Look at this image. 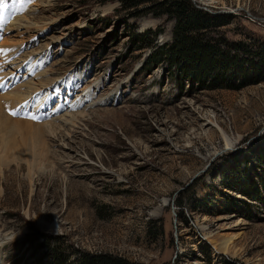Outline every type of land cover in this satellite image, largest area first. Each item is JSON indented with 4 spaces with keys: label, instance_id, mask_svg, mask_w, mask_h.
<instances>
[{
    "label": "rangeland",
    "instance_id": "rangeland-1",
    "mask_svg": "<svg viewBox=\"0 0 264 264\" xmlns=\"http://www.w3.org/2000/svg\"><path fill=\"white\" fill-rule=\"evenodd\" d=\"M17 1L0 0L11 77L39 86L32 96L48 92L43 115L62 116L78 100L86 107L61 144L0 122L8 148L0 264H57L48 247L65 264H84L81 253L128 264H264V81L201 89L167 60L151 63L153 48L172 41L164 15L127 12L114 0ZM190 1L225 16L211 36L251 50L264 44V0ZM7 15L24 16V29L5 32ZM193 117L196 126L187 125ZM229 238V252L219 251Z\"/></svg>",
    "mask_w": 264,
    "mask_h": 264
},
{
    "label": "trees",
    "instance_id": "trees-1",
    "mask_svg": "<svg viewBox=\"0 0 264 264\" xmlns=\"http://www.w3.org/2000/svg\"><path fill=\"white\" fill-rule=\"evenodd\" d=\"M114 1L127 12L164 15L173 20L171 43L159 48L155 46L151 63L167 60L189 79H194L201 89L237 90L264 81V44L251 50L241 42L226 43L221 38L211 36L218 28L227 24L224 15H211L197 8L190 0ZM151 47L150 42L141 48ZM227 77L231 79L229 82L226 81ZM47 255L50 259L57 260V264L67 262L55 247H48ZM77 257L84 264H128L107 255L81 253Z\"/></svg>",
    "mask_w": 264,
    "mask_h": 264
},
{
    "label": "bare ground",
    "instance_id": "bare-ground-1",
    "mask_svg": "<svg viewBox=\"0 0 264 264\" xmlns=\"http://www.w3.org/2000/svg\"><path fill=\"white\" fill-rule=\"evenodd\" d=\"M0 4H5V2H0ZM20 4H21L20 0H18L16 7L19 8L18 6ZM4 11H5V8L0 9V28H1V26H3L2 23H4L2 20V15L4 14ZM8 17H9V19L7 20ZM5 18L6 19L4 21H8V26L4 29L5 32L11 31L13 29L16 31H21L22 29H24V26L20 24V21L24 18V16L21 17V16H16V15H12V16L7 15ZM5 41H7V40H5ZM7 43L9 44L8 41H7ZM0 49H2L1 46H0ZM6 53H7V51L0 53V59H2L3 61L6 62L5 65L0 64V95L2 92H6L5 95L0 98V102H1L0 103V122H5L8 125H11L17 129L30 128V127L35 128L36 130H40L42 133H45L50 140L55 141V142L60 143V144H61V142H63L64 139H70V134H72V136L74 134H76V132L73 128L77 125V123H79L81 121L80 118H81V116H83L86 106L83 108V110L80 109L82 104L77 106V103L80 102L81 100L76 99V100H78L77 102H75L72 105H70L71 104L70 103L69 105L66 106L69 109L68 110L69 113H67V110H66L64 115H62V116H59L58 114H54V113L43 115V113H41V111H43L42 107H44L47 103V99L45 100V98H46V96L47 97L49 96L48 92H46L45 94L43 93L44 95L38 96V94H36V95L32 96L34 94V92H32V91H35L37 89V87H39V86H37V87L32 86L31 87L30 86V83H31L30 79L27 81L22 79L20 82L18 81L16 84V81L14 80V78L11 77L10 71H8V67H6L9 64H14V63H12V62H14V60L11 63H8L10 60H12V57H11V54L9 52H8L9 54H6ZM21 64L22 63L18 64L17 66L20 65V67H21L22 66ZM32 67H33V64L30 63V66H27V68H26L27 72L31 71ZM39 75H40V73H38L35 76L37 77ZM5 78H9V81H12L11 84H8V86L7 85L6 86L1 85V81H3ZM43 84H44V82H43ZM27 85H29V88L26 91H22L23 87H28ZM11 90H13V91H11ZM85 96H86V99H88L87 94ZM33 103L36 104L35 107H33V112L30 113L29 115H27L25 112L33 106ZM184 108H186V107H183L182 109H184ZM13 111L18 112V115L13 117V115L10 114ZM53 111H54V109L51 110V112H53ZM33 115L38 117V119H35V120L33 119L34 122L36 121L35 123L32 121V119L28 118L29 116H33ZM188 120H189V122L187 123V125L189 124L190 126H196L195 124L197 123L198 119H194V117H193L190 119L188 118ZM156 122L161 123V120H157ZM210 122H212V121H210ZM183 127H186V126L184 125ZM196 128L198 130H200L199 127H196ZM219 128H220V132L222 134L225 149L226 148H228V149L232 148L233 149L234 145H235L234 141L231 140V138H229L227 136V132H225L220 126H219ZM197 129H196V131H194V135H195V132L198 131ZM214 133H215L214 131L209 132V134L206 135V138L209 141L210 140L212 141V139L214 137ZM201 139L203 140V138H199V140H201ZM60 146L64 147V145H60ZM43 147H44V144L42 145V149H43ZM2 149H4L3 145L0 144V165L2 167H6L7 165L3 161ZM5 149H8V148L6 147ZM26 162L28 163V160ZM29 165H33V164L30 163ZM29 172H31V169L29 170ZM44 226L46 228H50L49 226H46V225H44ZM51 228H53V227H51ZM5 236H6V234H4L2 236V238H6ZM231 240H232L231 238L222 239L219 251H221L223 253H228L230 250L229 245L231 244ZM1 247H3V245H1L0 248Z\"/></svg>",
    "mask_w": 264,
    "mask_h": 264
},
{
    "label": "snow or ice",
    "instance_id": "snow-or-ice-1",
    "mask_svg": "<svg viewBox=\"0 0 264 264\" xmlns=\"http://www.w3.org/2000/svg\"><path fill=\"white\" fill-rule=\"evenodd\" d=\"M8 7V5L7 4H0V9H3V8H7ZM6 50H4V49H0V53H3V52H5ZM11 115H13V116H17L18 115V112H16V111H13V112H11L10 113ZM28 118H30V119H38V117L37 116H29Z\"/></svg>",
    "mask_w": 264,
    "mask_h": 264
},
{
    "label": "water",
    "instance_id": "water-1",
    "mask_svg": "<svg viewBox=\"0 0 264 264\" xmlns=\"http://www.w3.org/2000/svg\"><path fill=\"white\" fill-rule=\"evenodd\" d=\"M199 8V7H198ZM199 9H201V8H199Z\"/></svg>",
    "mask_w": 264,
    "mask_h": 264
}]
</instances>
